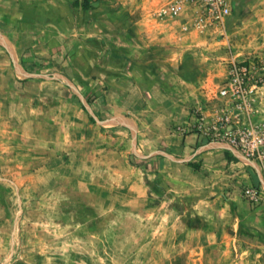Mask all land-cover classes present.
<instances>
[{"label": "rangeland", "instance_id": "rangeland-1", "mask_svg": "<svg viewBox=\"0 0 264 264\" xmlns=\"http://www.w3.org/2000/svg\"><path fill=\"white\" fill-rule=\"evenodd\" d=\"M230 7L224 25L202 30L191 7L193 19L180 30L186 40L203 38L200 49L181 52V64L174 45L133 46L161 77L174 72L170 100L126 95L129 74L145 83L146 68L124 59L123 31L110 39L119 60L106 57L115 80L95 85L103 97L93 98L91 84L70 78L68 68L42 62L26 85L13 78L0 86V264H264V228L254 219L264 193L251 200L244 192L260 190L264 175L256 161L204 134L224 113L234 124L264 123V0H230ZM149 22L160 25V6ZM234 64L247 68L246 89L255 85L245 99L219 92ZM197 77L211 87L194 104L182 80ZM245 104L249 110L239 108ZM190 133L239 156L262 182L234 176L216 158L200 169L191 161L198 155L189 158L170 136Z\"/></svg>", "mask_w": 264, "mask_h": 264}, {"label": "crops", "instance_id": "crops-1", "mask_svg": "<svg viewBox=\"0 0 264 264\" xmlns=\"http://www.w3.org/2000/svg\"><path fill=\"white\" fill-rule=\"evenodd\" d=\"M172 1L174 0H0V86L12 81L13 78L21 79L22 83H20L26 85L29 80H32V76L39 75L33 71L42 62L49 67L61 66V70L68 68L70 78H75L82 84H91L89 88L93 98L103 97L99 93H94L98 92L100 87H95V85L98 82L105 84L106 80H111V82L115 80L108 79L111 72L107 69L108 63H114L112 60H119L110 52V39L117 37L116 33L121 34L123 31L126 37L122 43L127 46L124 59L131 64L132 68L137 67L139 62L143 64L146 68V75L141 77L145 83L140 84L134 78V73L129 74L127 80L131 83L130 88L127 91L123 89L120 91H125L128 96L135 94L144 103H148L149 98L153 97L155 92L163 101L170 100L168 98L174 87L168 85L167 81L176 82L174 72H169L163 78L159 71L154 72L149 68V65L155 67L154 63L140 61L136 56L137 51L144 52V50L153 48L167 50L169 49L167 45H174L178 47L175 54L177 57L175 64L178 65L182 62V51L198 48L201 42L198 43V41L203 38V35L198 32L191 33L192 41H189L185 39L186 36L184 37L180 30L181 23L190 22L194 16L193 9L186 2L181 0L182 9L176 16L160 14V25H153L149 22L155 18L158 6L161 8L167 2ZM138 25L139 30L135 29ZM138 33L142 37L135 39ZM136 40L139 42L132 44V41ZM135 45L141 50L133 48ZM101 49L104 51L103 55H100ZM116 50L118 48L114 51L117 52ZM107 53L111 55L107 56ZM106 57L107 60H112L106 62ZM128 57L132 61L127 60ZM136 59L138 61L133 62ZM156 62L160 65V59ZM167 62L166 65L170 66V59ZM25 79L28 80L24 81ZM205 79L193 78V83L182 80L192 87L185 96L194 98L192 100L194 104H197L202 96L207 95V93L204 94L206 89L204 90L203 87L206 86L207 90L211 87ZM92 83H94L93 86ZM113 86L108 89L111 93L114 89L118 91ZM0 92L3 90L0 89ZM4 92L17 93L10 90ZM107 95L109 96L110 93ZM156 102L158 106L160 103ZM184 112L188 114V111ZM194 120L195 118L191 117V121L194 122ZM170 136L175 144L182 142V151L188 154L189 158L198 155L191 161L200 163V169L206 166L208 159L216 158L222 161L220 163L224 162L234 169V176L242 177L245 181L250 178L255 184L262 182L255 168L245 167V162L239 156L234 153L227 154V150L221 146L210 143L195 133H190L185 137L177 134H170ZM230 157H235V159ZM185 166L188 172L195 170L191 166L186 164ZM254 217L264 228V208L256 211Z\"/></svg>", "mask_w": 264, "mask_h": 264}, {"label": "built area", "instance_id": "built-area-1", "mask_svg": "<svg viewBox=\"0 0 264 264\" xmlns=\"http://www.w3.org/2000/svg\"><path fill=\"white\" fill-rule=\"evenodd\" d=\"M194 7V25L199 30L212 27L216 24L224 25L225 19L231 14L230 0H182ZM182 1L174 0L160 8L161 15L176 16L182 9ZM228 84L220 89L222 97L233 96L245 99L254 93L255 85L246 89L244 80L247 76V68L233 65L230 72ZM240 109L249 110L246 106H239ZM233 118L225 114L217 121L208 124L204 134L211 138L226 142L230 147L241 152L246 158L256 161L264 175V123H233ZM238 121V120H237ZM233 124V125H232ZM245 195L251 200L259 199L264 193V186L258 190L253 188L245 189Z\"/></svg>", "mask_w": 264, "mask_h": 264}, {"label": "trees", "instance_id": "trees-1", "mask_svg": "<svg viewBox=\"0 0 264 264\" xmlns=\"http://www.w3.org/2000/svg\"><path fill=\"white\" fill-rule=\"evenodd\" d=\"M191 166H192V167H196V165H193V164H192Z\"/></svg>", "mask_w": 264, "mask_h": 264}]
</instances>
